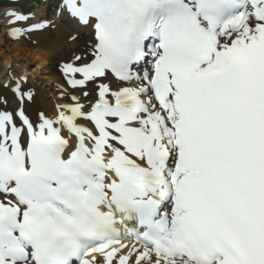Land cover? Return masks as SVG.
Listing matches in <instances>:
<instances>
[{
  "label": "snow or ice",
  "instance_id": "1",
  "mask_svg": "<svg viewBox=\"0 0 264 264\" xmlns=\"http://www.w3.org/2000/svg\"><path fill=\"white\" fill-rule=\"evenodd\" d=\"M60 10L94 43L53 115L0 110V264H264V0Z\"/></svg>",
  "mask_w": 264,
  "mask_h": 264
},
{
  "label": "bare ground",
  "instance_id": "2",
  "mask_svg": "<svg viewBox=\"0 0 264 264\" xmlns=\"http://www.w3.org/2000/svg\"><path fill=\"white\" fill-rule=\"evenodd\" d=\"M2 17L3 15L1 14L0 18ZM66 20L67 17L63 14L59 16L58 22L54 24V32L45 33L49 29L46 28L43 31L34 33L33 38L36 39L38 37V40H36L38 44L34 43L32 39L26 41L24 38L25 33L20 36L7 34L4 32V23H0V32L2 33L0 42L4 43L7 51L4 55L3 65L8 67L7 72L10 77L27 76V80L32 83L31 86L36 95L32 100L35 107L48 115L55 113V105L57 103L66 102L65 98L61 96L64 79L60 78L51 60H54L57 54L66 55L67 53H72L80 45L76 38L73 39L75 33L80 34V32H87L91 29V27L84 26L79 22L77 24L67 23ZM5 24L7 26V19ZM8 26L11 25L9 24ZM5 33L11 38L18 39L13 46L8 47L5 45ZM80 38L82 37L80 36ZM43 46H47V48ZM0 50L2 49L0 48ZM6 80H8V77ZM17 102L19 103V101ZM38 118L36 111L33 120L37 121Z\"/></svg>",
  "mask_w": 264,
  "mask_h": 264
},
{
  "label": "rangeland",
  "instance_id": "3",
  "mask_svg": "<svg viewBox=\"0 0 264 264\" xmlns=\"http://www.w3.org/2000/svg\"><path fill=\"white\" fill-rule=\"evenodd\" d=\"M35 1V0H34ZM57 1L61 4L62 3V0H55L56 4H57ZM20 5L22 6L23 10H31V9H34L35 12H36V16L38 18V20L40 22H44L46 21V17H48L49 19H52L51 23L49 24V26L47 28L45 33H49V32H54L55 28L53 27L54 26V22L55 20H58L55 18V15H56V12L57 11H60V6L57 5L55 6L54 4H52L51 1H47V0H42V2H39V3H32V2H21ZM2 11L0 9V15H1ZM7 17V16H6ZM6 17L4 18H0V23H4L3 25H5V20H6ZM72 20L71 18H68V22ZM58 22V21H56ZM46 29V28H45ZM43 29V30H45ZM43 30H38V31H34V33L36 32H39V31H43ZM86 32V31H84ZM2 33L0 32V35ZM5 35V45H7L8 47H11L13 46L14 42L18 39H15V38H11L10 36ZM34 36L32 35V33L30 32H26L25 35H24V38L26 41L32 39L34 43H37L36 40H38V37L36 39L33 38ZM82 38H76L80 44V46L74 50L72 53H67L66 55H63V54H60L58 55L57 54V57L54 59V60H51L53 66L55 67L56 69V72L58 73V75L60 76V78H63L64 79V84L67 85V89L69 91H75L71 88H68V84H67V81H66V78L62 72V66L64 63H67V62H74V55L78 52H83L86 48V45L88 44V41H89V38L86 37V36H81ZM38 44V43H37ZM30 47V46H29ZM45 48H47V46H43ZM0 48L2 50H0V110L4 109L5 107H10L11 105L14 106V103H15V100L17 97L13 96L10 89H9V85H3V77L6 76V74L4 73V68L5 66L3 65V60H4V55L5 53L7 52L6 49H5V46H4V43H1L0 42ZM57 53V52H56ZM10 54V53H9ZM28 57V56H27ZM29 58H31L29 56ZM4 73V75H3ZM36 80V79H35ZM33 80V81H35ZM3 85V86H2ZM32 83L31 82H28V80L26 81V83L24 84V86L21 88L22 91L24 92H27V91H32L33 88H32ZM33 92V91H32ZM36 97L35 93H34V97L33 99ZM4 101H7V104L4 103ZM23 106L25 107L26 111L32 116L35 115L36 111L37 110H40L38 108L35 107L34 105V102H29L27 100H25L23 102ZM31 108V109H30ZM34 109V110H33Z\"/></svg>",
  "mask_w": 264,
  "mask_h": 264
}]
</instances>
